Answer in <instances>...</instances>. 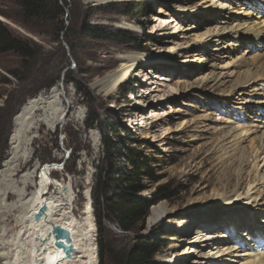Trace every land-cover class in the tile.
Instances as JSON below:
<instances>
[{
    "label": "rangeland",
    "instance_id": "rangeland-1",
    "mask_svg": "<svg viewBox=\"0 0 264 264\" xmlns=\"http://www.w3.org/2000/svg\"><path fill=\"white\" fill-rule=\"evenodd\" d=\"M67 2L61 0L65 10V30L58 39L57 36L32 32L21 25L16 20L17 6L11 0H0V20L15 36L36 43H30V57H20L13 52L0 55V169L9 149L14 118L22 105L30 97L61 84L65 99L71 101L68 120L54 131L42 129L41 137L34 143L31 164L53 167L51 173L56 181L73 184L78 217L83 215L88 190H92V207L94 213L96 211L93 197L98 167L103 165L105 158L103 138L105 133L113 137L117 135L110 129L109 125L113 123L122 138L117 164L130 168L125 158L128 146L147 163L142 169L147 175L140 195L151 200L161 187H167L164 193H169V197L155 203L164 204L170 211L165 225H148L152 206L145 226L137 233L124 234L117 224L105 221L109 241L117 249L130 244V238H137L138 233L148 234V237L165 242V247L156 256L158 264H177L175 260L180 258L178 254L186 244L172 247L175 242L172 237L180 239L183 235L175 224L180 218H190L220 205L211 200L215 191L213 186L202 188L223 173L219 168L222 155L236 158L231 168L235 175L233 183L244 177L245 188L247 183L254 182L263 197L257 204L245 201L236 204L250 211L257 224L263 226L264 152L261 150L264 147V124L253 122L249 109L261 106L257 102L264 98V85L258 86L255 92L249 91V83L237 87L242 95L239 104L244 103V109L234 108L240 106L236 99H229L231 95L226 101L228 92L223 93V90L235 85L237 73L247 70L233 66L231 57L234 56V62L245 56L252 60L253 56L264 52V46L249 48L246 43L228 46L225 42L201 45L206 37L201 36L216 24L211 16L213 9L211 11L205 0L130 1L132 5L126 4L127 0H119L114 6H95L86 0ZM230 6L233 16H243L242 4L232 3ZM173 12L177 21L170 22L164 30L156 33L160 18L168 19ZM124 22L141 28L125 27ZM176 22L179 25L176 26ZM85 23L127 29L133 32V41L123 44L93 38L81 31ZM160 32L167 34L159 35ZM248 49L250 53L245 52ZM123 54L147 55L153 62L138 67L115 92L105 93L97 82L120 69ZM150 68L172 78L171 82L162 83L160 91L150 89L151 94L146 93L151 85L142 81L147 78ZM217 76L219 81L215 84L213 79ZM141 100L148 107L138 108L142 114L138 126L131 124L130 117L137 110L135 102ZM80 109L85 111L82 121L75 119ZM96 116L101 120L99 126L90 127ZM257 124L259 128L253 126ZM123 125L134 134L127 135ZM231 128H236L238 133L244 131L241 141L220 150L221 139L217 133ZM256 152L260 158L255 162L253 154ZM13 199L11 196L10 200ZM12 224L13 219H10L7 226ZM96 232L98 264H101L99 243L103 236H100L97 219ZM0 264H3L1 258ZM103 264H112L107 255Z\"/></svg>",
    "mask_w": 264,
    "mask_h": 264
},
{
    "label": "bare ground",
    "instance_id": "bare-ground-1",
    "mask_svg": "<svg viewBox=\"0 0 264 264\" xmlns=\"http://www.w3.org/2000/svg\"><path fill=\"white\" fill-rule=\"evenodd\" d=\"M86 1L101 4L114 0ZM205 2L210 6L211 11L213 9L211 16L216 24L213 29H207L201 36H206L201 45L205 46L210 42L215 44L225 42L228 46H235L237 43H246L249 48L264 46V0H205ZM232 3L243 5L240 10L243 16L232 15L230 12ZM177 19L174 12L168 19L160 18L156 33L158 30H164L170 22L177 21ZM167 20H169L168 23H166ZM125 24L128 28H141L134 23ZM177 25L179 22H176ZM160 34L166 35L167 33L160 32ZM248 50L245 52L250 53V49ZM235 56L238 57V55ZM151 59L147 55L123 54L120 57V69L99 80L97 84L102 86L105 93L115 92L138 67L152 63ZM231 59L233 66L240 70L246 68L247 70L241 71L240 74L237 73L235 85L226 91L223 90V93L228 92L225 96L226 101L229 95H231L230 100H237L240 107L234 106V108L244 109L246 107L244 103L239 104V97L242 95L237 91V87L249 83V91L255 92L258 86L264 85V52L253 56L252 60L246 56L237 58L236 62H234V56ZM151 69L153 68H150L149 72L152 74L147 72V78L142 80L151 85L146 91L150 94L152 91H160L163 87L162 83L172 81L169 75L160 74L159 71L153 72ZM218 81V76L213 79L215 84ZM62 86L61 84L56 85L48 92H40L30 97L14 118L9 149L0 169V258L3 264L99 263L98 247L95 244L96 218L92 207L91 190L86 192L84 212L78 217L75 212L76 195L73 184L56 181L51 173L53 167H43L39 163L31 164L35 153L34 143L41 137L42 129L54 131L68 120L67 112L71 107V101L65 99ZM257 104L261 106L249 109L253 114L252 121H260L264 124V98L260 99ZM134 105L137 110L130 117V121L131 124L139 126L142 114L138 112V108L148 106L142 100L135 102ZM84 114L85 111L80 109L75 119L82 121ZM257 125L253 126L259 128L260 125ZM224 130L226 129H221L217 133L221 139L220 150H224L228 144L241 141L244 132L238 133L236 128ZM249 131L247 129V132ZM215 152L218 150L216 149ZM263 152L264 147L261 150V153ZM220 158L219 168L223 173L217 180L209 181L202 188L213 186L215 191L210 199L220 205H215L216 209L211 206L214 209L195 214L190 218H180L178 223L176 222L177 229L181 230L183 235L180 239L172 237L175 240L172 247L176 248L182 243L186 246L178 254L180 258L175 262L177 264H264V224L263 226L258 225L250 211L236 205L244 201L257 204L263 197L254 182L247 183L245 188L244 177L233 183L235 175L231 168L236 159L234 155L231 157L222 155ZM259 158L258 152L253 154L255 162ZM11 196L14 198L12 201ZM44 205L47 206L46 212L40 219H36V213ZM169 214L170 211L164 204L152 206L148 225H165ZM10 219H13L14 224L7 226ZM168 223L171 224L170 221ZM220 223L223 224L220 226L218 225ZM54 226L69 230L76 249L71 257H66L63 251L55 245Z\"/></svg>",
    "mask_w": 264,
    "mask_h": 264
},
{
    "label": "trees",
    "instance_id": "trees-1",
    "mask_svg": "<svg viewBox=\"0 0 264 264\" xmlns=\"http://www.w3.org/2000/svg\"><path fill=\"white\" fill-rule=\"evenodd\" d=\"M11 1L19 11L16 20L30 31L57 36L58 39L63 34L65 10L61 0ZM64 2L68 4L67 0ZM114 3L107 5L114 6ZM126 4L132 5L133 3L128 1ZM81 31L93 38L117 43L130 44L133 41V32L122 28H112L108 25L85 23ZM31 42L33 41L15 36L0 20V55L13 52L20 57H30L32 54ZM91 122L90 127L99 126L100 117H94ZM109 126L117 135L115 134L116 136L113 137L107 133L104 134L105 158L103 165L98 167L93 197L98 230L100 236H103V240L101 239L99 243L101 264L105 262L106 255L112 264H158L156 256L165 247V242L160 239L131 237V243L121 247L120 250L113 242L109 241L110 234L105 226V221L117 224L124 234L137 233L145 226L150 207L169 197V193H164L167 187H161L151 200L140 195L144 189V176L147 175L142 169L147 163L134 149L128 146L125 158L128 160L130 168L119 166L116 159L121 151L120 140L122 138L116 124L113 123ZM122 129L129 136L134 134L126 125H123Z\"/></svg>",
    "mask_w": 264,
    "mask_h": 264
},
{
    "label": "water",
    "instance_id": "water-1",
    "mask_svg": "<svg viewBox=\"0 0 264 264\" xmlns=\"http://www.w3.org/2000/svg\"><path fill=\"white\" fill-rule=\"evenodd\" d=\"M114 2H118V0L107 1L101 4H94V3L92 4L95 6H98V5H105V4L114 3ZM91 193H92V190H91ZM46 209H47V206L44 205L41 208V210L38 213H36L35 215L36 219H40L43 213L46 212ZM53 234L56 240L55 245L63 251V254L66 257H71L76 249L73 244L72 237H71L69 230L62 228L61 226H54ZM136 236L137 238H145V237H148V234L138 233Z\"/></svg>",
    "mask_w": 264,
    "mask_h": 264
}]
</instances>
